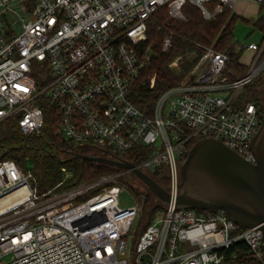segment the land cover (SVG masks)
<instances>
[{
	"label": "built area",
	"instance_id": "1",
	"mask_svg": "<svg viewBox=\"0 0 264 264\" xmlns=\"http://www.w3.org/2000/svg\"><path fill=\"white\" fill-rule=\"evenodd\" d=\"M236 2L0 0V126L14 119L23 134H39L47 98L58 117L57 134L78 148L91 145L87 154L128 160L136 145L152 146L136 166L155 180L165 176L169 182L161 185L171 196L169 202L156 197L164 212L141 232L143 204L135 195L127 207L119 200L124 186L131 190L121 179L133 170L58 193L65 179L42 191L28 158L1 159L0 264H238L230 250L239 242L264 264L261 225L242 228L224 210L199 216L177 205L191 141L219 139L256 161L251 140L264 115L255 102L240 104L238 98L264 70V38L245 47L234 42L237 51L255 54L243 77L226 75L229 56L209 47L189 76L158 98L152 115L131 99L137 84H156L155 74L144 76L152 60L144 42L153 14L166 7L172 18L184 20L190 3L209 20ZM170 46L167 36L163 49ZM181 58L169 66L178 68ZM61 171L74 176L68 167Z\"/></svg>",
	"mask_w": 264,
	"mask_h": 264
},
{
	"label": "trees",
	"instance_id": "2",
	"mask_svg": "<svg viewBox=\"0 0 264 264\" xmlns=\"http://www.w3.org/2000/svg\"><path fill=\"white\" fill-rule=\"evenodd\" d=\"M216 1L207 4L209 10L214 9ZM264 9V1L261 3ZM185 19H174L170 16L166 7L159 9L150 19L148 25V38L144 42L149 46L152 56L151 66L144 73L145 77L156 75V84L153 89L137 84L131 94L133 103L143 112L152 115L158 98L169 88L189 76L194 66L206 53V48L212 47L217 51L225 52L229 56L225 73L231 79L243 77L249 66L241 61L243 50L237 51L234 45V31L236 23L245 19L233 12L231 8H224L221 13L212 19H205L201 9L187 3L183 8ZM247 21V19H245ZM254 25L264 32V13L254 21ZM171 37V46L164 50V38ZM177 57H182L178 68L169 64ZM264 86V75L253 80L240 94L238 103L247 104L255 102L261 110H264L261 87ZM45 112V125L39 134L25 135L21 132L16 120L12 119L0 126V160L14 159L24 163L28 158L34 163V172L39 180L42 191L54 187L62 180V167L74 170L75 182L85 183L98 179L104 175L113 174L121 169L101 162L90 160H67L69 151H75L78 146L66 141L57 134V120L54 105L49 99L42 100ZM196 143L189 144V149ZM20 147V148H16ZM12 148L10 151H6ZM95 151L91 154H97ZM153 153L152 146L138 144L133 151L125 157L138 164ZM185 155V159H186ZM67 160V161H66ZM133 178L139 182L134 175ZM156 180L162 181L155 175ZM122 180V179H121ZM141 183V182H139ZM138 201L143 204L140 220L142 232L153 222L156 212L162 207L161 202L143 184L134 186L128 184ZM230 254H235L233 262L238 264H262L256 260L249 246L245 242H239L231 247Z\"/></svg>",
	"mask_w": 264,
	"mask_h": 264
},
{
	"label": "water",
	"instance_id": "3",
	"mask_svg": "<svg viewBox=\"0 0 264 264\" xmlns=\"http://www.w3.org/2000/svg\"><path fill=\"white\" fill-rule=\"evenodd\" d=\"M91 147L87 144L79 146L80 149ZM251 149L255 162L247 161L219 139L198 140L180 167L178 207L207 212L224 210L242 228L261 225L264 232V118L251 140ZM68 153L70 157L67 160H90L133 170L155 197L163 202L170 201L167 189L131 161L77 151ZM262 249L264 251V238Z\"/></svg>",
	"mask_w": 264,
	"mask_h": 264
},
{
	"label": "rangeland",
	"instance_id": "4",
	"mask_svg": "<svg viewBox=\"0 0 264 264\" xmlns=\"http://www.w3.org/2000/svg\"><path fill=\"white\" fill-rule=\"evenodd\" d=\"M232 10L233 12L237 13L239 16L247 19V21L245 19H240L236 23L235 31H234V42L240 44L242 47L247 46L251 42L260 43L264 38V32L260 28L254 25V21L257 20L264 13V9L261 8V4L256 2L255 0H237ZM254 55L255 54L253 52H250L244 48L243 54L241 57L242 63L250 67L254 61ZM263 75H264V70L259 75H257L253 80L258 79ZM242 91L245 92L247 91V89L244 88ZM261 91L263 95V104H264V86L261 87ZM262 113L264 115V110H262ZM89 151L91 152L93 151V149H89ZM62 179H65L66 181L63 184V186L57 191L58 193L63 192L67 189H70L73 186L78 184L77 182H75L76 180L72 176V172H70L68 175H66V173H62ZM161 181L165 187L167 186L169 182L167 178L162 179ZM122 182H127L126 185L130 183V184H133L134 186H141V183H143L140 180L139 182L141 183L134 180L132 173L125 175L122 179ZM49 197H45L44 199L49 198ZM119 200H120L121 206H124V207L130 206L134 204L135 202L134 194L131 190H129L127 187L124 186V189L120 192ZM163 212H164V208L161 207L156 212V215L154 216V220L156 219V217L162 215ZM197 213L199 216L209 215V212L207 211H198ZM133 229L134 230L137 229V224L134 225ZM132 246H133V242L131 241V247Z\"/></svg>",
	"mask_w": 264,
	"mask_h": 264
},
{
	"label": "flooded vegetation",
	"instance_id": "5",
	"mask_svg": "<svg viewBox=\"0 0 264 264\" xmlns=\"http://www.w3.org/2000/svg\"><path fill=\"white\" fill-rule=\"evenodd\" d=\"M75 151L87 154L86 149H79V148H78V149H76ZM146 187H147V186H146ZM147 188H148V187H147Z\"/></svg>",
	"mask_w": 264,
	"mask_h": 264
}]
</instances>
